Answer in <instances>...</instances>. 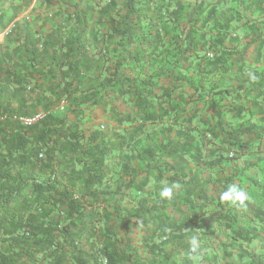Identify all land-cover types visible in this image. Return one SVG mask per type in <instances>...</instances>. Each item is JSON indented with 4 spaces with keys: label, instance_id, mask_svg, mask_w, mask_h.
Segmentation results:
<instances>
[{
    "label": "trees",
    "instance_id": "obj_1",
    "mask_svg": "<svg viewBox=\"0 0 264 264\" xmlns=\"http://www.w3.org/2000/svg\"><path fill=\"white\" fill-rule=\"evenodd\" d=\"M30 15L0 49V264H264V0Z\"/></svg>",
    "mask_w": 264,
    "mask_h": 264
},
{
    "label": "rangeland",
    "instance_id": "obj_2",
    "mask_svg": "<svg viewBox=\"0 0 264 264\" xmlns=\"http://www.w3.org/2000/svg\"><path fill=\"white\" fill-rule=\"evenodd\" d=\"M40 0H6L5 5L0 4V12H3V15L5 17V22H7L8 18L14 14V19L9 21L2 31L4 35L6 36L7 29L11 28L13 26V23L15 21H20V23L23 22V20L26 17L31 18L30 10L33 7L38 8ZM253 56L252 54H249V58L251 59ZM101 119H96V123H100Z\"/></svg>",
    "mask_w": 264,
    "mask_h": 264
},
{
    "label": "clouds",
    "instance_id": "obj_3",
    "mask_svg": "<svg viewBox=\"0 0 264 264\" xmlns=\"http://www.w3.org/2000/svg\"><path fill=\"white\" fill-rule=\"evenodd\" d=\"M173 194V189L171 187H165L161 193L160 196L163 198H171ZM219 199L224 202H232V203H237L243 205L245 200L247 199L246 193L238 189L237 186L235 185H230L228 186L227 190L223 191ZM190 251L194 254L197 252V240L195 238L192 239L191 241V249Z\"/></svg>",
    "mask_w": 264,
    "mask_h": 264
},
{
    "label": "built area",
    "instance_id": "obj_4",
    "mask_svg": "<svg viewBox=\"0 0 264 264\" xmlns=\"http://www.w3.org/2000/svg\"><path fill=\"white\" fill-rule=\"evenodd\" d=\"M43 115L44 114L42 112H38L37 114L29 116V117H20L19 120L22 121L26 125H30L38 121Z\"/></svg>",
    "mask_w": 264,
    "mask_h": 264
},
{
    "label": "crops",
    "instance_id": "obj_5",
    "mask_svg": "<svg viewBox=\"0 0 264 264\" xmlns=\"http://www.w3.org/2000/svg\"><path fill=\"white\" fill-rule=\"evenodd\" d=\"M9 31V29H7V32ZM6 44V38L4 33L0 32V49H2V51H4L5 48H3V45Z\"/></svg>",
    "mask_w": 264,
    "mask_h": 264
}]
</instances>
